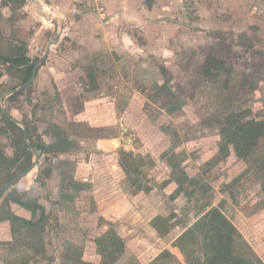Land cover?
<instances>
[{"label": "rangeland", "instance_id": "1", "mask_svg": "<svg viewBox=\"0 0 264 264\" xmlns=\"http://www.w3.org/2000/svg\"><path fill=\"white\" fill-rule=\"evenodd\" d=\"M182 3L184 17L191 22L201 19L202 7L204 12L212 8L215 12L209 17L213 26L227 24L232 45L204 41L205 45L198 46L193 43L194 36H198L196 30L189 29L190 45L165 56L142 47L149 33L147 29H138L134 37L139 45L87 53L90 60L84 64L87 70L98 74L100 84L104 85L102 89L109 92L107 98L83 85L86 93L75 96L67 104L60 103L58 95L52 99L33 95L34 82L25 87L28 90L21 96L12 100L8 99L9 95L3 97L4 104L19 109L30 98L33 108L29 110L35 115L26 118L31 127L37 125L38 133L41 130L51 135L59 124L70 140L64 151L70 156L65 169L70 176L65 178L62 174L59 191L60 198L69 201L67 213L62 217L67 219L61 225L48 220L44 237L51 242L47 246L45 240L46 251L26 259L25 263L75 264L76 261L68 258L72 255L82 257L88 264H187L172 242L185 226L212 206L223 210L264 260V137L247 159L238 157L233 148L227 156L219 151L220 120L227 113L250 109L256 118H264V53L261 52L264 28L252 23L248 34L237 33L254 16L264 23V14L253 11L254 5L264 7V0H183ZM82 4L81 9L92 11L87 0ZM0 8L4 17L0 23V44L10 40L20 47V31L14 29V25H20L15 18L10 20L9 9L1 4ZM52 14L48 11L41 20L53 23ZM36 25L40 27L38 21ZM218 30L220 35L222 29ZM51 37L47 34L40 56ZM238 41L245 44L244 48ZM252 42V47L247 48ZM9 47L8 53L13 52L14 48ZM38 59H32L33 63ZM87 79L92 84L90 80L94 78ZM164 81L185 100L183 108L171 114L159 101L150 99L156 86ZM20 83L12 67L0 62V92ZM113 90L120 93L115 105L110 96ZM42 98L47 106L39 112ZM4 140H0V149L7 146ZM50 159L49 162L54 160L51 156ZM74 170L79 176L88 175L90 180L73 179ZM184 172L188 178L176 185L172 180ZM70 180L79 184V188L73 184L66 188V183L71 185ZM4 210L0 207V218ZM172 212L176 213L172 229L160 235L151 220ZM59 225L62 238L57 236ZM120 237L125 242L124 252L112 262V244ZM12 240L0 242V264H11L8 255L11 242L15 245ZM165 249L173 254L160 257Z\"/></svg>", "mask_w": 264, "mask_h": 264}, {"label": "crops", "instance_id": "2", "mask_svg": "<svg viewBox=\"0 0 264 264\" xmlns=\"http://www.w3.org/2000/svg\"><path fill=\"white\" fill-rule=\"evenodd\" d=\"M82 1L83 0H27L18 10L20 15L18 13V16L14 20L18 22L20 28L14 25V29L20 31V50L22 48L24 49L22 54L30 63H33L32 59L35 60L41 57L40 52H42L43 49L41 50L40 48L44 47L47 41V34H50L52 37L56 36V41L51 46L45 61L38 68L36 73L35 80L33 81L34 87L31 89L33 95L49 97V99H52L54 95H56V97L58 95L59 97L57 98L60 100V103L67 104L69 100L75 98V96L78 97L80 94L86 93L85 86L87 89L92 88L100 91L101 94H105L102 98H107L109 92L105 88L102 89L104 85L100 84L98 80L99 77H97L98 74L93 70H87L88 67L84 64L85 61L90 60L87 53H89V51L100 52L103 49L109 50V47H112L114 51L117 48L122 49V47V50L126 47H128L126 49H129V46L131 47L133 43L139 45L135 42L134 37V31L138 29H147L146 33H149L147 42L142 44V47H145L147 51L155 49L160 55L165 56L168 54H175L178 49L190 45L189 43H191V41L187 36V30L189 29L196 30L195 33H197L198 36H194L196 40H194L193 43H196L198 46L205 45L206 43H203L204 41L215 44L223 43L226 46L232 45L227 34L229 29L227 24L213 26L212 20L209 17V15L215 12L212 8L204 12V8L202 7L201 10H199L201 12V19H194L191 22L188 18L184 17L182 9L183 0H104L106 12L108 14V21L105 22L101 19L98 12L81 9L83 6ZM0 4L3 8L9 9L10 17L12 13L10 7L4 5L2 0H0ZM48 11H51L54 19L58 20L59 25L57 28H55L54 22L48 23V21L43 22L41 20L45 18ZM253 11L254 13L260 11L264 14V7L262 5H254ZM256 17L257 16H254L255 19L249 18L250 20L246 21V26L242 27L237 33L245 32L248 34L250 28H253L250 26L252 23H256V25L264 28V23H261L260 18L257 17V19ZM3 18L4 17L0 15V23L3 22ZM36 21L40 23V27L36 25ZM202 22L208 23V25L203 26L201 24ZM31 27H33V31ZM196 27L199 28L196 29ZM218 29H222L220 35L217 34L219 31ZM255 29L258 30V27L256 26ZM150 30L153 31V34ZM154 31L159 32L155 34ZM226 36L229 40H227ZM4 37L2 38L5 40ZM205 37L210 38V40H207ZM232 39L233 37L231 40ZM49 41L47 42V46ZM237 43L240 46L239 41ZM9 46L17 47L16 43L7 40L4 45L0 44V51L8 53L10 49ZM261 52L264 53V50H261ZM90 77L94 78V80H90ZM87 78H89L92 84L88 82ZM27 90L28 89L25 88L20 96ZM113 91L114 92L110 93V96L115 105L116 102L118 103V94L120 93L115 90ZM10 94L12 93L7 95ZM41 102L43 103L40 104L39 102L38 104L39 112H43L44 109L46 110L47 106L43 98ZM3 105L12 117L23 121L24 119L27 120V115L31 118L35 115L33 110L32 113H30L31 110H29V107L33 108L30 98H28V101L26 100V104L20 107V109L14 106H8L4 104V102ZM39 134L45 143H51L56 140L53 133H51V135H46L40 130ZM74 135L79 139L82 138L79 134ZM1 139L6 141V145L10 140L9 135L0 132V140ZM99 140L104 141V138H99ZM114 142L116 144L118 143L117 141ZM42 156L44 159L41 158ZM50 156L54 158L51 162H49V160H51ZM69 157L70 156L66 152H60L58 154L43 153L40 156L38 154L35 167L27 174L20 177L16 184V189L24 198L36 197L38 199L46 209L49 216L48 220L55 221L54 224L61 222V225L64 223L62 221L67 219V216L65 218L62 217L64 215L63 213H67L65 209L68 207L69 201L62 200L59 196V191L61 189L60 182L62 174L65 178L70 176L69 172L65 170L70 161ZM115 160L118 159L116 158ZM47 165L52 166V173L48 177H43L41 175L42 170ZM74 172H76V170H74ZM74 172L71 176L73 179H77L78 177L81 179V177H83L79 176L77 172ZM172 181L175 182L176 185H179L174 179ZM68 183L71 185L66 183V188L67 186L72 187L73 185L79 188V184L73 183L72 180ZM8 185L9 184L4 187ZM1 196L5 197H3L4 199L1 201L0 204L2 205H0V207L4 208L6 213L3 211L2 213L4 214L0 218V242H6L13 238L9 220L11 212L14 211L20 216L30 218L32 211L17 203H13L9 195H2V191H0V198ZM48 225H46V227ZM60 225V229L58 228L59 230H56L57 236L62 238L64 236L62 235V226ZM48 230H50V228H48ZM51 232L52 234L54 233L53 231ZM53 239H56V236H54ZM45 240L48 246L51 241L47 236H45Z\"/></svg>", "mask_w": 264, "mask_h": 264}, {"label": "trees", "instance_id": "3", "mask_svg": "<svg viewBox=\"0 0 264 264\" xmlns=\"http://www.w3.org/2000/svg\"><path fill=\"white\" fill-rule=\"evenodd\" d=\"M26 1L2 0V3L9 6L12 11L10 20L18 16L17 11ZM246 34L241 32L240 36ZM239 44L242 47L245 45L240 41ZM253 44V42L250 43L247 48L252 47ZM12 48H14L13 52L4 53L0 51V62L8 63L23 83L31 76L35 63H30L23 56V48L21 50L20 47ZM24 89L25 87L19 92L10 94L8 99H14L17 95L22 94ZM151 98L159 101L162 108L170 114L182 109L185 103L184 98L178 96L167 81L156 86L150 95ZM0 113L3 120L0 132L9 135L10 138L7 148L0 149V191H2V195H9L13 203L32 211L30 218L20 216L14 211L11 212L9 220L13 233L12 241L15 240V245L14 242H11L13 246L8 258L11 264H28L25 263L26 259L46 251L44 231L49 216L45 207L36 197L24 198L16 189L18 179L10 182L12 178L31 166L34 151L25 139L23 127L1 110ZM250 113V109L234 110L227 113L225 118L220 120L221 141L219 151L224 156H227L230 148H233L238 157L247 159L264 137V118L258 119ZM24 123L28 129L29 142L32 147L38 150L39 156L43 153L58 154L68 149L70 140L62 126L56 124L55 130L52 131L56 140L45 143L41 139L36 126L31 127L26 119H24ZM173 165L177 166L179 163L173 162ZM51 173L52 166L47 165L43 168L41 175L48 177ZM187 178L188 176L184 172L174 179L178 184H182ZM8 182H10L9 185L4 187ZM175 216V212L166 216L157 215L151 220V225L160 235H165L172 229ZM112 245L111 261L114 262L124 252L125 242L120 237ZM172 245L177 247L184 255L187 264H264V260L256 253L241 231L219 206L208 208L190 225L185 226L184 230L174 239ZM199 250L202 253H199ZM19 251L20 256H17ZM172 254L171 250L165 249L160 257L167 258ZM68 258L74 262L76 261L75 264L89 263L83 260L82 257L75 258L71 255Z\"/></svg>", "mask_w": 264, "mask_h": 264}, {"label": "water", "instance_id": "4", "mask_svg": "<svg viewBox=\"0 0 264 264\" xmlns=\"http://www.w3.org/2000/svg\"><path fill=\"white\" fill-rule=\"evenodd\" d=\"M54 22V25H55V28L58 27L59 25V22L58 20H51ZM56 41V36H53L49 43H48V46L47 48L45 49L44 53L42 54V56L37 60V62L34 64L33 66V70H32V74L31 76L29 77V79L23 83H21L19 86L15 87V88H5L4 90H2L0 92V110L6 114L7 116H9L14 122L20 124L23 129H24V136H25V139L27 140L28 144L31 146V148L33 149L34 151V157H33V160H32V164L29 168H27L26 170H24L22 173L16 175L14 178H12L10 180V182L16 180V179H19L20 177H22L23 175L27 174L30 170H32V168L35 167V165L37 164V160H38V150L35 148V147H32V145L30 144L29 142V139H28V129H27V126L26 124L24 123L23 120L21 119H17V118H14L11 116V114L8 112V110L5 108V106L3 105V102H2V98L9 94V93H15V92H19L22 88H24L25 86H28L29 84H31L34 80H35V77H36V73L38 71V68L42 65V63L45 61L49 51H50V48L51 46L53 45V43ZM10 182H8L7 184H9ZM6 184V185H7ZM179 250V249H178Z\"/></svg>", "mask_w": 264, "mask_h": 264}, {"label": "built area", "instance_id": "5", "mask_svg": "<svg viewBox=\"0 0 264 264\" xmlns=\"http://www.w3.org/2000/svg\"><path fill=\"white\" fill-rule=\"evenodd\" d=\"M88 1V7L92 11H96L100 14V17L103 21H108V14L106 12V6L104 4V0H87ZM83 181L90 180L88 175H85L82 177Z\"/></svg>", "mask_w": 264, "mask_h": 264}, {"label": "bare ground", "instance_id": "6", "mask_svg": "<svg viewBox=\"0 0 264 264\" xmlns=\"http://www.w3.org/2000/svg\"><path fill=\"white\" fill-rule=\"evenodd\" d=\"M52 20H54L53 18H52ZM53 22V21H52Z\"/></svg>", "mask_w": 264, "mask_h": 264}]
</instances>
